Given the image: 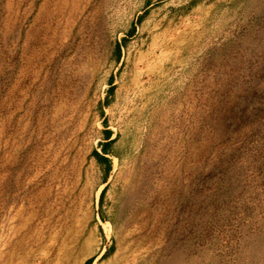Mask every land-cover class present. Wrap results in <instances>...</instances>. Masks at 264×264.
I'll return each mask as SVG.
<instances>
[{
	"label": "rangeland",
	"instance_id": "rangeland-1",
	"mask_svg": "<svg viewBox=\"0 0 264 264\" xmlns=\"http://www.w3.org/2000/svg\"><path fill=\"white\" fill-rule=\"evenodd\" d=\"M87 263L264 264V0H0V264Z\"/></svg>",
	"mask_w": 264,
	"mask_h": 264
},
{
	"label": "trees",
	"instance_id": "trees-1",
	"mask_svg": "<svg viewBox=\"0 0 264 264\" xmlns=\"http://www.w3.org/2000/svg\"><path fill=\"white\" fill-rule=\"evenodd\" d=\"M111 90V89H110ZM110 138V131H105V139L106 140H108ZM104 160V162H106V168H107V170L109 169V167H110V161L108 160V159H103ZM89 263V262H88ZM87 263V264H88Z\"/></svg>",
	"mask_w": 264,
	"mask_h": 264
},
{
	"label": "bare ground",
	"instance_id": "bare-ground-1",
	"mask_svg": "<svg viewBox=\"0 0 264 264\" xmlns=\"http://www.w3.org/2000/svg\"><path fill=\"white\" fill-rule=\"evenodd\" d=\"M143 61V60H142Z\"/></svg>",
	"mask_w": 264,
	"mask_h": 264
}]
</instances>
